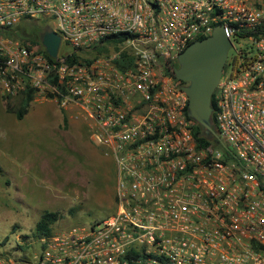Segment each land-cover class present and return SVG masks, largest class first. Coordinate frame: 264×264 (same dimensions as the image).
<instances>
[{
  "label": "built area",
  "instance_id": "1",
  "mask_svg": "<svg viewBox=\"0 0 264 264\" xmlns=\"http://www.w3.org/2000/svg\"><path fill=\"white\" fill-rule=\"evenodd\" d=\"M29 23L58 36L54 57L16 35ZM216 25L245 46L212 93L219 142L203 145L173 69ZM28 89L77 109L114 167V209L0 264H264V0H0V95Z\"/></svg>",
  "mask_w": 264,
  "mask_h": 264
},
{
  "label": "rangeland",
  "instance_id": "2",
  "mask_svg": "<svg viewBox=\"0 0 264 264\" xmlns=\"http://www.w3.org/2000/svg\"><path fill=\"white\" fill-rule=\"evenodd\" d=\"M33 24L17 28V35L37 39ZM232 44L228 56L244 50L243 41ZM20 97L0 95V254L21 260L37 251L34 226L45 213L55 214L50 232L87 228L108 217L114 209V167L92 156L96 148L75 107L34 96L17 120ZM62 115L69 116L67 124Z\"/></svg>",
  "mask_w": 264,
  "mask_h": 264
},
{
  "label": "water",
  "instance_id": "3",
  "mask_svg": "<svg viewBox=\"0 0 264 264\" xmlns=\"http://www.w3.org/2000/svg\"><path fill=\"white\" fill-rule=\"evenodd\" d=\"M231 31L222 25L214 26L209 36L192 42L178 54L173 69L174 78L185 83L182 89L187 97V117L202 129L205 138L218 142L210 122V99L231 47L228 38ZM40 44L48 56L54 57L59 38L45 28L40 34Z\"/></svg>",
  "mask_w": 264,
  "mask_h": 264
},
{
  "label": "trees",
  "instance_id": "4",
  "mask_svg": "<svg viewBox=\"0 0 264 264\" xmlns=\"http://www.w3.org/2000/svg\"><path fill=\"white\" fill-rule=\"evenodd\" d=\"M29 24H32V23H29ZM33 26L35 27L34 29H36L34 31V34L38 35L37 36V40H38L40 34L43 32V30L45 28H44V26L42 24H39V23H34ZM18 29L20 31L22 30L21 28H18ZM199 40H201V39H199ZM74 60H75V58H72V61H74ZM20 96L21 97H20L19 107L14 111V116H15V118L17 120L22 119L23 115L26 113L27 108H28L30 102L32 101V99L34 97V94H33V91L31 89H28V90L22 92L20 94ZM48 97L51 98V95H48ZM210 104H211V107H213V97L212 96H211V99H210ZM192 135H193V138L197 142H199V143H201L203 145H207L210 142H213L214 141L211 138H209V139L208 138H205L202 135V129L198 125H194L193 126ZM215 143H217L216 140H215ZM54 220H55V214L45 213L42 216V219H41L40 223H37L34 226V233H33V235H35V237H40V236H43V235L50 234V231H48V229H47V225L48 224H51Z\"/></svg>",
  "mask_w": 264,
  "mask_h": 264
},
{
  "label": "crops",
  "instance_id": "5",
  "mask_svg": "<svg viewBox=\"0 0 264 264\" xmlns=\"http://www.w3.org/2000/svg\"><path fill=\"white\" fill-rule=\"evenodd\" d=\"M69 119H70L69 116H65V115L63 116L62 115V117H61V121L64 122L65 124H67V121H70ZM92 156L98 161L99 156H101V155L97 149H93Z\"/></svg>",
  "mask_w": 264,
  "mask_h": 264
},
{
  "label": "flooded vegetation",
  "instance_id": "6",
  "mask_svg": "<svg viewBox=\"0 0 264 264\" xmlns=\"http://www.w3.org/2000/svg\"><path fill=\"white\" fill-rule=\"evenodd\" d=\"M227 57H228V55L226 56V60H227ZM226 60H225V63H224V66H223V69L222 70H224V68H225Z\"/></svg>",
  "mask_w": 264,
  "mask_h": 264
}]
</instances>
